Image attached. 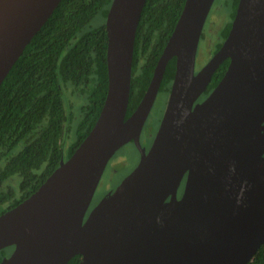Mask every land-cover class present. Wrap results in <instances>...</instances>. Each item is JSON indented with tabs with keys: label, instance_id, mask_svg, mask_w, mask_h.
<instances>
[{
	"label": "water",
	"instance_id": "water-1",
	"mask_svg": "<svg viewBox=\"0 0 264 264\" xmlns=\"http://www.w3.org/2000/svg\"><path fill=\"white\" fill-rule=\"evenodd\" d=\"M61 0H0V85ZM146 0H113L105 20L107 92L70 158L0 215V264H248L264 243V0H238L227 38L197 73L215 0H185L133 114L126 119L137 26ZM175 73L148 151L141 133L167 63ZM227 70L205 100L217 68ZM135 169L88 213L115 153ZM182 196L176 194L183 177Z\"/></svg>",
	"mask_w": 264,
	"mask_h": 264
},
{
	"label": "trees",
	"instance_id": "trees-1",
	"mask_svg": "<svg viewBox=\"0 0 264 264\" xmlns=\"http://www.w3.org/2000/svg\"><path fill=\"white\" fill-rule=\"evenodd\" d=\"M112 1L61 0L0 85V215L36 192L95 125L107 92L105 20ZM229 2L232 21L238 0ZM184 3L146 0L135 35L126 119L146 92ZM230 27L231 22L222 27V41ZM228 64L225 60L217 68L204 95L217 86ZM174 73L175 58L166 65L158 94H169ZM68 89L82 102L76 116L65 110ZM71 133L73 140L64 151L62 141ZM15 177L18 190L10 180ZM11 252L1 250L0 263ZM80 260L78 255L67 264ZM248 264H264V243Z\"/></svg>",
	"mask_w": 264,
	"mask_h": 264
},
{
	"label": "rangeland",
	"instance_id": "rangeland-1",
	"mask_svg": "<svg viewBox=\"0 0 264 264\" xmlns=\"http://www.w3.org/2000/svg\"><path fill=\"white\" fill-rule=\"evenodd\" d=\"M231 13L232 8L229 0H215L204 25V36L202 39H200L198 45L195 59L196 73L209 62L212 56L216 53L217 46L224 42L220 37V32L222 27L232 22ZM63 99L66 113L70 110V113H72L73 116H76L77 110L82 104L80 99L72 94L69 89L64 92ZM167 99L168 95L166 93H160L157 95L154 105L143 127V137H145L146 133H149L150 136L148 138L150 139L156 133L166 107ZM77 121L78 119L75 117V122H72L73 128ZM69 135V137H66L62 141L64 151H67L69 144L73 140L72 133ZM148 138H143L144 142L147 144L149 140ZM16 152L17 151H15L14 154ZM65 157L66 152H64V158ZM138 162L139 154L133 144H127L119 149L110 159L102 174L93 196L90 208L98 204L110 191L118 186L122 180L125 179L135 169ZM10 180H12V187L14 186V188L18 190L19 179L15 177L11 178Z\"/></svg>",
	"mask_w": 264,
	"mask_h": 264
},
{
	"label": "flooded vegetation",
	"instance_id": "flooded-vegetation-1",
	"mask_svg": "<svg viewBox=\"0 0 264 264\" xmlns=\"http://www.w3.org/2000/svg\"><path fill=\"white\" fill-rule=\"evenodd\" d=\"M210 94V92L207 94V95H204V93H203V95L197 100V103H201L203 100H205L206 98H207V96ZM143 131V130H142ZM156 134V133H155ZM155 134H154V136H152L150 139L148 138L149 136H150V134L149 133H146L145 134V137H143L142 136V133H141V137H140V142H141V145H142V147H144L145 149H146V151H148L149 150V148H150V146H151V144H152V142H153V139H154V137H155ZM146 139V138H148L149 140H148V144L147 143H145L144 142V139ZM185 181H186V175L183 177V179H182V181H181V184H180V186L178 187V190H177V194H176V197H177V199H179L181 196H182V193H183V190H184V185H185ZM117 187V186H116ZM115 187V188H116ZM115 188L113 189V190H115ZM112 190V191H113ZM111 192V191H110ZM96 205H94L93 207H89V210H88V213L95 207ZM11 253H9L6 257H9V255H10ZM5 258V257H4Z\"/></svg>",
	"mask_w": 264,
	"mask_h": 264
}]
</instances>
